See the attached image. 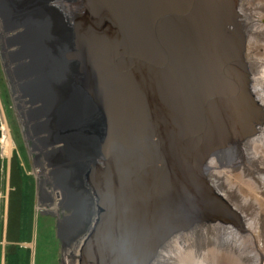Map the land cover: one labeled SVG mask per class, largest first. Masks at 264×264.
<instances>
[{"label":"water","instance_id":"water-1","mask_svg":"<svg viewBox=\"0 0 264 264\" xmlns=\"http://www.w3.org/2000/svg\"><path fill=\"white\" fill-rule=\"evenodd\" d=\"M31 1L12 11L24 28L34 18L46 27L48 61L28 63L14 37L0 43V57L4 67L15 62L6 75L40 151L36 166L67 164L72 174L80 206L61 203L69 214L57 223L58 239H71L63 250L71 248L72 261L153 264L173 237L204 224L244 232L206 167L264 128L245 57L252 26L240 3L248 0ZM39 99L58 108L49 125L38 123ZM67 108L87 117L92 154L55 130ZM59 141L66 145L48 152Z\"/></svg>","mask_w":264,"mask_h":264},{"label":"rangeland","instance_id":"rangeland-1","mask_svg":"<svg viewBox=\"0 0 264 264\" xmlns=\"http://www.w3.org/2000/svg\"><path fill=\"white\" fill-rule=\"evenodd\" d=\"M13 34L14 32L12 30H5L0 22V43L2 46H4V40L11 39ZM263 36L264 35H259L256 38L258 42L257 47L262 50H264ZM12 50L13 48H9V51ZM13 66H15V62L4 67L0 57V130L4 132V138L10 149L8 155L6 152V155L1 153L0 159L6 164L8 160L11 159L14 152H19L17 148V140H19L20 137L21 145L28 161L26 172L34 178L36 183L35 208L37 215L41 217V220L44 219L46 234L49 229L54 230L57 263L68 264V249L66 251L63 249L66 242L71 239H69L70 237L64 238L62 241L58 239L57 223H59L64 217L68 216L69 213L61 208V202L58 205L56 204L59 200L58 191L53 193L57 195V197L52 196L49 193V199L46 200L43 197L44 190L39 187V181L35 176V172L39 170V166H36L34 159L35 156H40V151L35 149V146H37L35 143V137H30V135H28V138L25 133L29 126L26 122V114H23V124L19 118V110L12 99L10 91V88L12 87L6 75V71L10 70V67ZM29 107V105L23 103V112ZM254 139H256V136ZM2 144L3 143H0V147H2ZM242 149H244V147ZM253 153H255L254 150ZM231 155L232 157L230 159L224 158V161H227V165H232V168L230 169L231 173L228 177L229 186L227 190L232 198L235 199L238 197L236 199V207L239 208L241 216L244 219L243 223L246 224L248 228L243 232L233 227L222 226L219 222L204 224L198 228V231L191 233V236H188L185 240H180L179 242L173 243V246L170 245L167 247L166 255L160 260L158 259L156 263L169 264L168 260L176 262L182 259L185 261L184 264H196L197 261H199L200 264H259L257 258V255H260L259 251L264 255V225L261 226L264 223V206L261 202H258L259 200L257 198L264 200V154L262 153L260 156L258 154L257 159L259 158V168L257 167V164H255V169L253 170L252 168V171L251 169L246 170V168L238 164V159H240L238 153H233ZM234 177H236V181L234 180ZM250 180H253V182L255 181V188L260 190L256 189L255 192L251 187H248L252 184L250 183ZM45 189H47L48 192H52L49 185L45 186ZM243 193L251 196L249 201H244ZM54 200L55 203L53 202ZM222 224L232 225L230 222H223ZM190 246L196 247V250H192ZM70 250L71 248L69 251ZM216 252H221V255L223 256L218 258Z\"/></svg>","mask_w":264,"mask_h":264},{"label":"bare ground","instance_id":"bare-ground-1","mask_svg":"<svg viewBox=\"0 0 264 264\" xmlns=\"http://www.w3.org/2000/svg\"><path fill=\"white\" fill-rule=\"evenodd\" d=\"M263 1L264 0H248L247 2L244 1V4L240 3L242 5L240 7V13L245 17L246 21L251 25L252 31L248 33V45H247V51L249 54H254L255 55V60L259 63V66L262 68L264 65V50L258 49L257 45L258 42L256 38L259 35H264V10H263ZM32 4L31 0H8L6 2V6H9L7 8V17L5 19L6 25H3L5 30H12L14 32L13 37L15 39V44H16V51L18 53H22V57L30 62L31 64H36L38 67H42L45 65L46 61H48L49 57V48L47 47L46 41H44L43 32L42 28L43 23L39 22L37 18H34L30 24L31 26L34 25L31 28H24L22 27L19 19L22 18L20 16V12L17 14L14 11H12V6H23L27 7ZM18 17V18H16ZM43 21V19L41 20ZM246 22V23H247ZM37 24V25H36ZM47 26H49L47 24ZM255 38V39H254ZM264 38V36H263ZM26 45L29 46L30 48L33 49V51H29V48L26 50V52H22V47ZM26 49V48H25ZM9 50V49H8ZM70 50V47L67 46L66 48V53ZM261 50V54H260ZM263 52V53H262ZM263 63V65L261 64ZM29 77V76H28ZM30 79V77H29ZM39 78L35 77L33 81L37 80ZM252 88L254 91V94L260 98L264 97V69L262 72H260L257 76H252ZM47 95L51 98L54 99L55 95L53 96L52 94L47 93ZM262 103L264 105V99L262 100ZM38 105H34L33 108H40L41 109V114L40 117L38 118L39 124H46L49 125L52 123V119L55 118L58 108H56L55 105L48 106L44 101L41 99L38 100L36 103ZM43 108V109H42ZM57 110V111H56ZM65 116H61L58 119V122L55 126V130H61L62 132L67 131L69 132V135H66L69 138H66V142L70 141V143H76L78 146V149L80 151V148L85 149L86 155H90L91 153V147L93 146V143H91V137H88L89 134V126L88 124H85L84 122L86 121V116L85 115H80V113H75L72 110H69L68 108L64 111ZM84 117V118H83ZM57 118V117H56ZM83 118V119H81ZM64 130V131H63ZM259 132H262L260 136H258L254 141H248L245 142V145L248 144L247 146L251 148V150H254L255 153L253 154L254 157H257L258 154H264V128H262ZM65 133V132H64ZM91 139V140H90ZM0 143L2 144V149L4 150V153L8 154L10 151L9 146L7 145V142L4 138V132H0ZM244 144V143H243ZM66 143L63 141L55 142L54 146L49 148L48 152L55 150L57 147H64ZM47 152V153H48ZM81 153V152H80ZM92 154V153H91ZM222 157V156H221ZM221 157H213L209 160L207 167H206V174L215 179V181H211L213 183L214 188H217V184H221V180H224L225 183H229V174L230 169L232 168V165H227V161H224V158L222 160ZM259 168V166L257 165ZM71 172L67 169V164L66 165H61L57 166L56 168L52 167L47 164H43V167L40 168L35 172V176L37 177L41 187L44 190L45 194H51L52 196L57 197V195L53 194L55 191L59 192V200L56 203L57 205L61 203H67L69 206L72 208H77V206H80V201H75L77 196H75V190H74V184H70L71 181ZM215 175V176H214ZM236 177H234V180ZM218 180V181H217ZM238 180V179H237ZM236 183V182H235ZM249 183V182H246ZM251 185H246L248 187H251L253 191L256 192L255 188V181L250 180ZM49 185V187L52 189V192H48L47 189H45V186ZM226 185H224L225 188ZM247 187V188H248ZM250 188V189H251ZM249 190V189H248ZM260 190V189H257ZM225 197L228 202L232 204L233 207L236 206V200L231 198L227 193ZM244 196V201H249L251 196L248 194L243 193ZM262 204H264V200H261L257 198ZM55 203V200L53 201ZM72 258V254H68ZM69 257V259H70ZM163 258L160 256L159 260ZM156 260V259H155ZM159 262V261H158ZM167 262V261H166ZM169 264H184L185 261L182 259L180 261H172L168 260ZM153 264H158L153 262ZM196 264H200L199 261H197ZM202 264V263H201Z\"/></svg>","mask_w":264,"mask_h":264},{"label":"trees","instance_id":"trees-1","mask_svg":"<svg viewBox=\"0 0 264 264\" xmlns=\"http://www.w3.org/2000/svg\"><path fill=\"white\" fill-rule=\"evenodd\" d=\"M17 148L19 152H14L8 161L7 237L8 240L15 243L30 240L36 206V184L34 178L26 172L28 161L20 137L17 140ZM5 167L6 164L0 159V188L4 184ZM54 238V230L49 229L46 241L47 264H58L55 255L56 238ZM5 264H29V252L12 246L6 251Z\"/></svg>","mask_w":264,"mask_h":264},{"label":"crops","instance_id":"crops-1","mask_svg":"<svg viewBox=\"0 0 264 264\" xmlns=\"http://www.w3.org/2000/svg\"><path fill=\"white\" fill-rule=\"evenodd\" d=\"M8 162L6 163L4 177V184L0 188V264H5V256L8 248L16 246L22 250L29 252V264H47L46 260V225L44 219L41 220V217L37 215L35 208L32 230L30 240H23L21 242L15 243L8 240L7 237V218H8V193H9V184H8ZM36 207V206H35Z\"/></svg>","mask_w":264,"mask_h":264},{"label":"flooded vegetation","instance_id":"flooded-vegetation-1","mask_svg":"<svg viewBox=\"0 0 264 264\" xmlns=\"http://www.w3.org/2000/svg\"><path fill=\"white\" fill-rule=\"evenodd\" d=\"M263 53V52H262ZM245 57H246V61H247V63H248V67H249V70H250V73H251V76H257L260 72H262L263 71V69H264V65H263V63L261 62V64L263 65V67L261 68L260 66H259V63L260 62H257L256 60H255V55L253 54H249L248 53V51L246 50V53H245ZM264 62V61H263ZM253 87V86H252ZM260 99V101H262L263 99H264V97L262 96V97H260L259 98ZM262 134V132H259V134H257L256 135V138L258 137V136H260ZM255 138V137H254ZM253 138V139H254ZM253 139H252V141H253ZM251 141V140H250ZM239 145V146H238ZM238 145H236V146H234V147H232L231 149H229V150H227V151H223L222 153H220V154H217V155H215V156H213V157H221V159L220 160H222V158H231L232 157V155L231 154H233V153H238L239 154V156H240V159H238L239 160V162H238V164L240 165V166H243L244 168H246V170H248V169H251V171H252V168H253V170L255 169V164H257L258 165V160H259V158L257 159V157H258V155H257V157H254L253 156V150H251V148H249L247 145L248 144H246L245 145V143L243 144H238ZM244 147V149H242ZM237 156V155H236ZM259 156H260V154H259ZM212 157V158H213ZM215 176V175H214ZM212 178V177H211ZM215 179H217V178H215ZM215 179H213L212 178V180L213 181H215ZM218 181V180H217ZM224 185H226L225 186V188H224ZM228 186H229V183H225L224 182V180H221V184L220 185H218L217 184V190H218V194L220 195V197L221 198H223L224 200H226V202H228L227 201V199H226V197H225V195H226V193L225 192H227L226 190H227V188H228ZM229 196H230V194L229 193H227ZM236 195V194H235ZM237 196V195H236ZM231 197V196H230ZM232 198V197H231ZM238 197H236L235 198V200L237 199ZM234 199V198H233ZM231 206H232V204L230 203V202H228ZM237 203V202H236ZM263 206H264V204H263ZM232 208L235 210V211H237L238 213H239V215H240V219H241V222H242V225H243V228H244V231H245V229H247L248 228V226L246 225V224H244L243 223V218H242V216H241V212L239 211V208L238 207H233L232 206ZM232 224V223H231ZM222 226H227V227H233V228H235V229H237L236 227H234L233 225H225V224H221ZM260 225H261V223H260ZM264 225V223L261 225V226H263ZM198 228H200V227H197V228H194L193 230H191L190 232H188V233H185V234H178V235H176L175 237H173L170 241H168L163 247H162V249L160 250V252H159V254H158V256H157V258H156V260L154 261L155 263L157 262V260L160 258V256H165L166 255V253H167V247H169L170 245L171 246H173V243H175V242H179L180 240L182 241V240H185L186 238H188V236H191V233H194V232H196V231H198ZM237 230H239V229H237ZM241 231V230H240ZM198 247V246H197ZM190 248L192 249V250H196V247H193V246H190ZM216 249V248H215ZM217 250V249H216ZM260 252V255L258 256L257 255V258H258V262H259V264H261L263 261H264V255L262 254V252L261 251H259ZM216 256L218 257V258H220V257H222L223 255H221V252L219 253V252H216Z\"/></svg>","mask_w":264,"mask_h":264},{"label":"built area","instance_id":"built-area-1","mask_svg":"<svg viewBox=\"0 0 264 264\" xmlns=\"http://www.w3.org/2000/svg\"><path fill=\"white\" fill-rule=\"evenodd\" d=\"M0 132H2V130H0ZM1 142V141H0ZM1 153L3 154V155H6L5 153H4V151L2 150V147H0V155H1ZM9 154V153H8ZM7 154V155H8ZM68 264H71V263H68ZM72 264H77V261H75V262H73Z\"/></svg>","mask_w":264,"mask_h":264}]
</instances>
